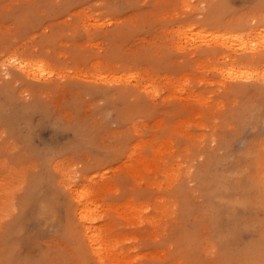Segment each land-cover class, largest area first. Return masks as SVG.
I'll return each mask as SVG.
<instances>
[{"label": "rangeland", "instance_id": "374dc122", "mask_svg": "<svg viewBox=\"0 0 264 264\" xmlns=\"http://www.w3.org/2000/svg\"><path fill=\"white\" fill-rule=\"evenodd\" d=\"M263 170L264 0H0V264H264Z\"/></svg>", "mask_w": 264, "mask_h": 264}, {"label": "bare ground", "instance_id": "6f19581e", "mask_svg": "<svg viewBox=\"0 0 264 264\" xmlns=\"http://www.w3.org/2000/svg\"><path fill=\"white\" fill-rule=\"evenodd\" d=\"M19 65H20V67H22V65H21L20 63L18 64L17 67H19ZM23 68H25V67H23ZM23 68H22V69H23ZM258 166H259V165H258ZM261 168L263 169L262 166H261ZM234 171H235V170H234ZM263 171H264V170H263ZM228 174H229V173H228ZM236 174H237V173H236ZM239 174H240V173H239ZM262 175H263V174H262ZM247 178H248V177H247ZM256 179H257V177H256ZM230 180H231V179H230ZM259 180H260V179H259ZM261 180H262V177H261ZM237 181H238V180H237ZM241 181H244V180H241ZM228 182H229V181H228ZM234 183H235V182H234ZM246 183H247V182H246ZM241 184H242V183H241ZM261 184H262V183H261ZM258 187H259V186H258ZM263 187H264V186H263ZM230 188H231V187H230ZM260 188H261V187H260ZM260 188H259V189H260ZM233 189H234V188H233ZM242 189H243V188H242ZM262 189H263V188H262ZM234 190H235V189H234ZM238 191H239V190H238ZM248 192H249V191H248ZM248 192H247V193H248ZM235 193H236V191H235ZM245 193H246V192H245ZM245 193H244V194H245ZM244 194H243V195H244ZM249 194H252V193H249ZM249 194H248V195H249ZM234 195H236V194H234ZM237 195H239V196L242 197V195H240L239 193H237ZM245 195H246V194H245ZM250 196H251V195H250ZM230 197H231V196H230ZM230 197H229V198H230ZM232 197H235V196H232ZM237 197H238V196H237ZM246 197H249V196H246ZM77 198H78V197H77ZM262 198H263V197H262ZM78 199H79V198H78ZM227 199H228V198H227ZM231 200H232V198H231ZM233 200H234V199H233ZM236 200H237V199H236ZM236 200H234V201H236ZM241 200H242V199H241ZM238 201H239V200H238ZM227 202H228V201H227ZM239 202H240V201H239ZM41 203H42V202H41ZM230 204H231V203H230ZM236 206H237V205H236ZM78 208H79V207H78ZM80 208L82 209V207H80ZM234 209H235V208H234ZM226 212H227V211H226ZM76 213H77V212H76ZM81 213H82L81 215H83V212H81ZM232 213H233V212H232ZM78 214H79L80 217H82V218H80V219H83L84 216H81V215H80V210L78 211L77 215H78ZM227 216H228V214H227ZM230 218H231V217H230ZM233 219H234V218H233ZM86 228H87V227H86ZM86 231H87V233H88V230H86ZM87 233H86V234H87ZM89 234H90V233H89ZM89 234H87V235H89ZM87 237H90V235L87 236ZM89 239L91 240V239H92V236H91ZM91 241H93V240H91Z\"/></svg>", "mask_w": 264, "mask_h": 264}]
</instances>
